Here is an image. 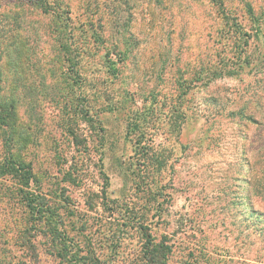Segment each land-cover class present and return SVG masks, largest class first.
I'll use <instances>...</instances> for the list:
<instances>
[{"label": "rangeland", "instance_id": "374dc122", "mask_svg": "<svg viewBox=\"0 0 264 264\" xmlns=\"http://www.w3.org/2000/svg\"><path fill=\"white\" fill-rule=\"evenodd\" d=\"M2 103L0 264H264V0H0Z\"/></svg>", "mask_w": 264, "mask_h": 264}, {"label": "trees", "instance_id": "16d2710c", "mask_svg": "<svg viewBox=\"0 0 264 264\" xmlns=\"http://www.w3.org/2000/svg\"><path fill=\"white\" fill-rule=\"evenodd\" d=\"M256 23L259 24L257 26V28H256V30L259 32V31H261V26H260V23L258 22V19H256ZM73 45H74L73 43H69L67 41V43L65 45L63 43L61 47L63 48V50L65 49L67 51V53L69 54V58H67L68 59L67 61L70 64V68L73 69V71H75V73L77 75L78 74V71L76 70V67L78 66V62L75 61L72 58V55H73V53L75 51L74 50L75 49V46H73ZM67 53L65 52V56L66 55L68 56ZM3 104L6 105V103H2L0 105H3ZM3 119H5V118L3 117ZM3 125H5L7 127L6 124H3ZM10 161H11L10 159H5L4 164L1 166L2 167L1 170L3 169L6 173L9 174L12 171V169H15L17 173H21V175H24L25 178L27 177L26 184L27 185H30L31 184V181H32L31 174L29 172H26V169L23 168V166H20V165L17 166L13 162H10ZM14 166H16V167H14ZM25 172L27 173V175L25 174ZM161 250H162V248L160 246H156V249L153 250V251H154V253H157V255L156 254H153L151 258L148 257L147 260H146L147 264H156V263L157 264H162L165 261V259H166V254H165V252H161Z\"/></svg>", "mask_w": 264, "mask_h": 264}]
</instances>
